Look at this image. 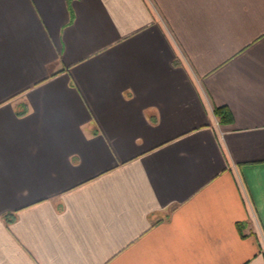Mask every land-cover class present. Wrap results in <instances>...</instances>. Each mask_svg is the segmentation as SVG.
Instances as JSON below:
<instances>
[{"label": "crops", "instance_id": "crops-1", "mask_svg": "<svg viewBox=\"0 0 264 264\" xmlns=\"http://www.w3.org/2000/svg\"><path fill=\"white\" fill-rule=\"evenodd\" d=\"M0 264H264V0H0Z\"/></svg>", "mask_w": 264, "mask_h": 264}, {"label": "trees", "instance_id": "trees-1", "mask_svg": "<svg viewBox=\"0 0 264 264\" xmlns=\"http://www.w3.org/2000/svg\"><path fill=\"white\" fill-rule=\"evenodd\" d=\"M215 115L220 121H230L232 120V114L226 106H218L214 110Z\"/></svg>", "mask_w": 264, "mask_h": 264}]
</instances>
